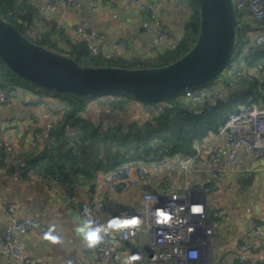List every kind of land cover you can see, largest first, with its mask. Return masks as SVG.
Wrapping results in <instances>:
<instances>
[{"label": "crops", "instance_id": "obj_1", "mask_svg": "<svg viewBox=\"0 0 264 264\" xmlns=\"http://www.w3.org/2000/svg\"><path fill=\"white\" fill-rule=\"evenodd\" d=\"M34 1L44 17L60 29L65 40L86 43L85 40L94 38L101 56L142 60L151 58V51H155L156 56L168 51L166 43H157L155 27L128 0H74L72 6L62 4L52 12L48 9L49 0ZM141 1L157 3L160 19L172 31L181 33L185 30L187 15L184 4H173L170 0ZM242 18V24H246L247 29L255 26L248 13ZM82 35L86 37L84 41L79 40ZM260 77L264 81V72ZM209 86L225 96L240 94L244 89L236 81L229 80L226 73ZM109 101V97L89 101L83 116L102 125L126 119L143 124L150 121L154 113L133 103L122 114L117 110L112 111L107 104ZM254 104L259 105L260 101ZM66 107V99L31 85L20 84L11 103L5 104L0 97V234L10 228L5 209L9 204H14L19 219L30 218L36 223L33 230L27 234H16V238L20 249L37 263L115 264L110 261L99 263L97 246L87 247L76 231L83 221L79 219V206L89 200L96 201L99 205L97 214L103 225L113 217L127 218L129 213L141 209V194L155 190L161 174H152L141 189L126 192L111 190V172L98 174L88 184H80L72 202L66 198L69 186L64 181L48 178L44 182L42 178L45 175L38 172L27 178L25 169L30 168L29 161L41 156L49 134L59 123ZM206 139L220 146L224 144V137L219 131L211 132ZM224 154L223 148L222 157ZM202 160H205V165L201 166L204 175L198 180V186L211 182L209 171L221 162H209L207 152ZM181 177V172L177 171L173 180L174 189H178ZM219 184L218 190L208 198V209L212 212L208 220L213 226L210 244L199 262L194 264H240L237 261V246L243 241L252 219L261 224L262 231L248 241L247 255L255 264H264V157L243 148L234 171L226 173ZM216 203L224 211L221 217L215 216ZM74 213L79 215L77 219L73 217ZM50 224L56 225L62 241L60 244L43 239ZM109 234L120 252L121 264L127 256L148 251L152 243L148 232L140 233L132 242L124 241L120 230H110ZM0 264L15 263L0 250ZM134 264L151 263L137 260Z\"/></svg>", "mask_w": 264, "mask_h": 264}, {"label": "built area", "instance_id": "obj_2", "mask_svg": "<svg viewBox=\"0 0 264 264\" xmlns=\"http://www.w3.org/2000/svg\"><path fill=\"white\" fill-rule=\"evenodd\" d=\"M73 1L49 0L48 9L52 12L62 4L72 6ZM127 2L144 13L146 21L156 29L157 43H166L167 50H176L184 41L185 30L180 33L169 29L159 17L157 3H146L141 0H128ZM170 2L178 4L180 0H170ZM233 3L239 22L236 48L240 47V59L245 62L241 69L238 67L237 60L230 63L226 74L232 81L251 72L253 76L260 77L264 72L263 65L249 71L246 61L251 57L252 47L264 51V0H233ZM245 13H248L254 21L255 26L251 30L247 29L246 24L245 26L242 24V16ZM252 31L254 38L251 39ZM85 38L82 35L79 40L84 41ZM85 42L90 55H100L96 47V39H87ZM150 56L155 57L156 52L151 51ZM15 95L16 90L0 87V97L5 104L11 103ZM181 97L194 108L196 113L202 114L210 111L213 103L224 101L226 96L224 93L215 92L212 86L207 85L198 89L186 90ZM136 104L147 112L155 111V106L151 103L138 101ZM219 133L224 137V144L221 146L214 143L213 140L206 139L197 143L193 153L188 156L173 154L169 147H162L155 153L135 157L116 166L111 171L109 178L111 190L124 192L141 189L152 174H161L156 189L144 191L141 194V209L126 216L127 218H136L137 223L120 229L122 239L126 242L134 241L140 233L148 232L150 234L151 246L145 253H140L139 261L151 264H194L199 262L203 251L209 246L213 234V226L208 220L209 196L218 190L221 178L226 173L234 171L243 148L264 157V99L260 101L259 105L241 106L238 112L227 118L220 127ZM67 135L73 136L74 132L68 130ZM48 138L47 141L54 146L55 142L51 141L50 137ZM72 146L74 150L77 149L75 144ZM223 148L225 149L224 157H222ZM205 152H207L209 162L214 163L220 160L221 162L218 167L209 171L211 182L205 186H198V180L204 175L201 166L205 165V160H202ZM177 171L181 172L182 177L178 189H174L173 180ZM35 173L36 171L32 168L25 169L27 178L34 176ZM48 178L49 180L64 181L69 186L66 193L67 200L69 202L74 200L75 190L80 187L78 181L65 179L57 174L44 176L42 180L45 182V179ZM82 205L80 215L84 220H91L97 226L103 225L97 214L99 205L96 201L89 200ZM214 207L217 209L215 216L221 217L224 211L219 208V203L214 204ZM5 211L9 217L10 228L0 234V250L10 256L15 264H39L20 249L16 238V234H27L33 230L36 226L35 221L30 218L19 219L16 216L14 204H9ZM261 231V224L252 219L243 241L237 246L238 263L255 264L254 260L247 255V243ZM109 232L97 245L99 263L110 261L121 264L120 252L113 244Z\"/></svg>", "mask_w": 264, "mask_h": 264}, {"label": "trees", "instance_id": "obj_3", "mask_svg": "<svg viewBox=\"0 0 264 264\" xmlns=\"http://www.w3.org/2000/svg\"><path fill=\"white\" fill-rule=\"evenodd\" d=\"M179 3L184 4L187 15L184 41L176 50H168L142 60L90 55L86 43L65 40L60 29L44 17L34 0H0V18L13 24L34 44L75 58L82 66L156 68L178 60L196 43L200 24L197 3L195 0H180ZM251 52L250 59L246 61L249 71L259 65L264 67V51L252 47ZM235 61L234 55L231 63ZM251 73L236 80L237 85L244 87L240 94H227L224 101L213 103L210 111L198 114L179 97L174 101L151 103L155 106V111L151 120L143 124L126 119L111 125H102L95 124L83 116L89 101L106 97L110 98L107 104L112 111L117 110L124 114L129 104L138 103L128 95L79 98L41 89L66 99L67 107L50 134V139L55 145H51L49 141L45 142L41 156L30 160L28 166L45 176L59 173L64 178L76 180L84 185L95 180L98 174L109 173L118 165L135 157L155 153L162 147H169L176 155H191L197 143L204 141L211 132L219 131L227 118L238 112L241 106H249L264 99V81ZM17 81L30 85L0 62V87L16 90ZM68 130H72L74 135L68 136ZM72 144L76 145V150ZM211 215L212 212L208 209L209 220Z\"/></svg>", "mask_w": 264, "mask_h": 264}, {"label": "water", "instance_id": "obj_4", "mask_svg": "<svg viewBox=\"0 0 264 264\" xmlns=\"http://www.w3.org/2000/svg\"><path fill=\"white\" fill-rule=\"evenodd\" d=\"M195 1L200 18L196 43L166 66H82L75 58L34 44L1 18L0 62L28 84L60 95L86 98L124 94L144 103L174 101L186 90L207 86L222 77L237 45L239 22L233 0ZM72 215L75 219L79 216Z\"/></svg>", "mask_w": 264, "mask_h": 264}, {"label": "clouds", "instance_id": "obj_5", "mask_svg": "<svg viewBox=\"0 0 264 264\" xmlns=\"http://www.w3.org/2000/svg\"><path fill=\"white\" fill-rule=\"evenodd\" d=\"M163 215V213H160ZM137 223L136 218H121V217H113L111 220L107 222L106 225H95L91 220H85L80 223L79 227L76 231L80 234L83 241L89 248L96 247L99 245L104 236L110 231L120 230L129 225H135ZM43 239L51 242L52 244H60L61 238L57 234V228L55 224H50L48 226L47 231L43 234ZM140 257L137 254H133L131 256H127L124 259L123 264H134L135 261L139 260Z\"/></svg>", "mask_w": 264, "mask_h": 264}, {"label": "rangeland", "instance_id": "obj_6", "mask_svg": "<svg viewBox=\"0 0 264 264\" xmlns=\"http://www.w3.org/2000/svg\"><path fill=\"white\" fill-rule=\"evenodd\" d=\"M240 55H241L240 47L237 46V48H236V54H235V60L238 61V66H239V65L241 66V67H239V68H242V66H243V61L240 59ZM227 71H228V70H227ZM224 73H226V71H225ZM218 79H220V78H218ZM16 83H17L16 87H18V86H20V84H22L21 82H18V81H17Z\"/></svg>", "mask_w": 264, "mask_h": 264}, {"label": "snow or ice", "instance_id": "obj_7", "mask_svg": "<svg viewBox=\"0 0 264 264\" xmlns=\"http://www.w3.org/2000/svg\"><path fill=\"white\" fill-rule=\"evenodd\" d=\"M165 219H167V217H165Z\"/></svg>", "mask_w": 264, "mask_h": 264}]
</instances>
